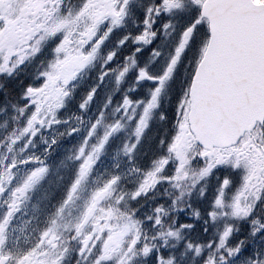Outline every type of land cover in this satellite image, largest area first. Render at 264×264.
<instances>
[{
  "label": "snow or ice",
  "instance_id": "6c2138e0",
  "mask_svg": "<svg viewBox=\"0 0 264 264\" xmlns=\"http://www.w3.org/2000/svg\"><path fill=\"white\" fill-rule=\"evenodd\" d=\"M48 39L55 45L40 82L12 105L22 123L0 138V264H180L188 255L198 264H264V0H79L68 10L62 0H0V78ZM97 58L69 128L73 82ZM182 64L169 115L162 98ZM157 112L168 126L158 154L138 161ZM127 126L119 151L135 181L121 187L125 175L109 172L71 215L82 183ZM65 134L79 138L66 157L75 170L58 198L50 192L49 203L32 206L30 231L17 230Z\"/></svg>",
  "mask_w": 264,
  "mask_h": 264
},
{
  "label": "rangeland",
  "instance_id": "374dc122",
  "mask_svg": "<svg viewBox=\"0 0 264 264\" xmlns=\"http://www.w3.org/2000/svg\"><path fill=\"white\" fill-rule=\"evenodd\" d=\"M62 7L64 10L66 9L63 5H62ZM47 45H48V43H47ZM49 55H52V51H50ZM48 59L51 60V58H48ZM48 61H47V63H48ZM47 63L42 68H39V69L35 68L34 69L35 71L29 77L30 80L33 82V84H38L40 82L39 80L36 79V77L38 76V74L41 71L44 70V68L47 66ZM99 71H100V65L95 62V64L93 66H89V67L83 69L78 74V78L73 82L75 85L74 94L68 98L67 107L64 109V112H63L64 118H67L69 120V117L74 116L76 114H79L77 112L76 103L78 102L79 97L85 92V90H87L93 83H95L96 76H97ZM183 73H184V69L182 70V73H181L182 77H184ZM21 85H23V83ZM111 85H112L111 83L107 84V86L104 88V90L102 92V95H104L105 89L110 87ZM17 91L19 93H21L23 91V89L22 90L18 89ZM20 100L22 101V103H24V101L21 99V97H20ZM96 110H97V102H96L95 107H91L86 113H83L85 119H87L88 117H92L94 112H96ZM8 120H9V118L3 116L2 122L0 123V131H2L6 127ZM18 123H22V121H18ZM70 123H72L71 120H69V124ZM65 129H66L65 126L61 125L57 129V131L66 132ZM131 134H132V128L131 127L127 126L125 129H122L120 136H119L120 143L115 144V142L113 140L112 145L109 147V149L106 151V153L100 158L98 164L95 166V171L92 172L90 177L86 178L85 181L82 183V185L79 189V192H78L79 199H77L75 201V204L73 205L74 215L79 210V206L82 205L83 202L89 197V195L95 189V187L98 184L102 183V181L106 178V176L108 175L109 172H111L113 170H119L122 174L125 175V177H126L125 183L121 187L127 188L128 184H131L132 182L135 181V179H136L135 176L127 174V169H128L127 157L122 152L119 151L120 147L122 146L123 141L125 139H127ZM78 139L79 138L76 137L75 135L69 136V135L65 134L63 136L59 146L57 147L56 152L50 157L49 160L51 162H57L59 164L60 158H64V164L63 165L66 164L69 167H74V170H75V167H76L75 162L66 159V157L68 155V151L70 149H73L72 143L73 142L77 143ZM133 139H134V137H133ZM4 151H5V149L0 152V155H2L4 153ZM116 165H119L118 169L115 168ZM54 171H56V168L54 169ZM21 175H22V173H21ZM44 188L45 187H42V188L38 189L37 191H35L34 193H32L31 199L26 202L28 213L27 214H20L18 216V219L15 221V227L17 228V230L20 228H25L24 222L26 219H28L31 216L32 206L34 204H37V203H40L41 205L43 204L44 197L46 195ZM33 223H34V221H33ZM29 231H30L29 228H25V233H28ZM170 248L171 247H169L168 249H170ZM238 260H242V259L238 258Z\"/></svg>",
  "mask_w": 264,
  "mask_h": 264
},
{
  "label": "trees",
  "instance_id": "16d2710c",
  "mask_svg": "<svg viewBox=\"0 0 264 264\" xmlns=\"http://www.w3.org/2000/svg\"><path fill=\"white\" fill-rule=\"evenodd\" d=\"M175 95V91L174 90H169V92L167 93V103L168 104H172V101L170 99L171 95ZM170 111H171V106L169 107ZM109 115L106 118V121H111L112 120V116L110 112ZM168 126H166V124L162 121H156V125H153L151 127L150 130L147 131V136L145 135L144 137V142H145V148L142 149L141 151L138 152L137 154V160L138 161H146L147 159L155 156L158 154V150H157V141L158 139L163 136L165 134L166 128ZM169 133H171V128L169 126ZM165 189H161L160 194L164 193Z\"/></svg>",
  "mask_w": 264,
  "mask_h": 264
},
{
  "label": "clouds",
  "instance_id": "9594fccd",
  "mask_svg": "<svg viewBox=\"0 0 264 264\" xmlns=\"http://www.w3.org/2000/svg\"><path fill=\"white\" fill-rule=\"evenodd\" d=\"M96 63H98V64L100 65V68H101L102 58H97ZM85 93H86V90H85V92L79 97V100H83V99L85 98ZM79 100H78V101H79ZM95 106H96V103L93 104L91 107H95ZM91 107H90V108H91ZM90 108H89V109H90ZM77 112H78V110H77ZM110 113H111V112H110ZM108 115H109V113H106V114H105V117L107 118ZM111 116H112V113H111ZM69 120L72 121V123H70L69 126H68L69 128L72 127L73 125L78 124V121L76 120V115L69 117ZM129 127H130V126H129ZM65 131H67V129H65ZM146 136H147V133H146ZM144 148H145V142L142 141L141 146H140L138 152L141 151V150L144 149Z\"/></svg>",
  "mask_w": 264,
  "mask_h": 264
}]
</instances>
